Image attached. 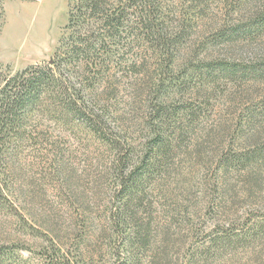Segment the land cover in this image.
I'll use <instances>...</instances> for the list:
<instances>
[{
    "label": "rangeland",
    "instance_id": "1",
    "mask_svg": "<svg viewBox=\"0 0 264 264\" xmlns=\"http://www.w3.org/2000/svg\"><path fill=\"white\" fill-rule=\"evenodd\" d=\"M146 2L154 4L152 25L165 29L162 39L176 51L167 54L130 10L128 28L99 51L111 58L95 96L121 134L142 142L138 149L154 136L156 109H166L155 123L169 144L139 212L151 222L149 246L137 254L131 232L124 237L125 228L109 219L105 205L118 187L109 175L112 153L85 132H53L66 153L69 188L54 171L53 144L26 148L25 192L0 210V264H53L55 251L65 253L63 264H126L133 256L141 264H264V75L197 68L214 58L249 68L264 62V30L234 40L225 34L261 11L264 0ZM69 6L70 0H0V69L16 74L53 63L68 35ZM72 191L97 198L72 202ZM52 229L61 242L51 243Z\"/></svg>",
    "mask_w": 264,
    "mask_h": 264
},
{
    "label": "trees",
    "instance_id": "2",
    "mask_svg": "<svg viewBox=\"0 0 264 264\" xmlns=\"http://www.w3.org/2000/svg\"><path fill=\"white\" fill-rule=\"evenodd\" d=\"M153 7L154 4L143 3V0H120L117 7H114V0H70L68 22L64 27L68 35L60 38L53 63L30 66L16 74H8L0 69L1 211L10 203L16 204L12 199L19 201V194L25 192L22 179L26 176L24 166L29 160L25 154L26 148L53 144L57 149L54 171L60 180L64 179L60 185L65 189L68 187L63 177L66 153L59 149L57 141L52 140L51 133L58 132L64 138L67 131L85 132L112 153L109 175L114 176L113 181L118 187L109 195V205H105L111 208L109 219L113 224L119 223L125 228L121 230L124 237L129 235L128 230L131 232L128 244L137 250V254L149 246L151 222H142L139 212L141 208H146L144 202L150 183L163 165L159 156L169 144L167 132L159 123H155L164 119L166 109H156L151 122L154 136L143 143L144 149H138L142 142L137 145L135 140L128 139L127 133L121 134L110 115L98 108L95 95H101L98 85L107 77L105 66L111 58L110 53L102 58L104 55H99V51L110 37L119 39L117 36L128 28L126 23L130 10L136 9L139 23L146 22L144 27L158 35L167 54L176 51L170 40L162 39L166 35L165 29L152 25L154 21L150 18V12ZM1 18L2 12L0 21ZM263 30L264 7L254 12L244 25H237L225 34L234 40L244 35L250 37L255 32L260 34ZM244 67H239L234 60L214 58L197 68L208 75H215L216 70L226 76H234L239 70H244L243 76L247 72L254 76L264 75V62L251 68L247 65ZM149 108L153 109L151 106ZM87 195L72 191L69 201L81 203V197V204H88L97 198L88 201ZM51 231L47 236L51 243L57 240L61 242V236L53 229ZM214 239V245L221 244L219 237ZM54 253L52 263L63 264L65 253ZM126 264H141V259L133 256Z\"/></svg>",
    "mask_w": 264,
    "mask_h": 264
}]
</instances>
